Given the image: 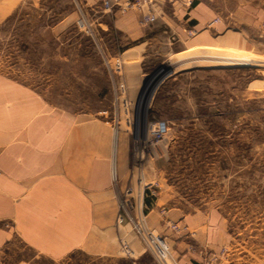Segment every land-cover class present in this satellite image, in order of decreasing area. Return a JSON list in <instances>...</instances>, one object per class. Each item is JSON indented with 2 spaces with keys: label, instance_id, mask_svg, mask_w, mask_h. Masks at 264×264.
I'll return each mask as SVG.
<instances>
[{
  "label": "rangeland",
  "instance_id": "obj_1",
  "mask_svg": "<svg viewBox=\"0 0 264 264\" xmlns=\"http://www.w3.org/2000/svg\"><path fill=\"white\" fill-rule=\"evenodd\" d=\"M200 1L215 12V21L228 20V31L242 38L237 45L180 54L163 50L160 40L153 42L144 66L148 74L138 76L142 87L160 67L173 74L148 103L150 86L140 100L142 87L130 82L126 95H116L117 60L126 82L125 70L139 59L120 57L122 35L108 19L104 22L109 26L101 25V14L85 13L89 28H80L75 0H27L15 8L0 2V74L31 87L51 106L109 123L114 156L118 141L125 138L130 169L136 156H151L141 168L145 183L153 184L146 200H160L166 211L204 212L220 239L217 252L227 251L226 264H264V0ZM159 120L169 127L164 147L150 150L144 141L140 152L134 142L136 123L145 122L146 134L148 123ZM123 226L134 233L129 224ZM209 228L203 230L208 233ZM184 233L196 234L188 228L177 235ZM206 244L202 249L214 251ZM151 261L145 258L146 264ZM0 264L129 262L83 252L52 260L16 242L0 250Z\"/></svg>",
  "mask_w": 264,
  "mask_h": 264
},
{
  "label": "crops",
  "instance_id": "obj_2",
  "mask_svg": "<svg viewBox=\"0 0 264 264\" xmlns=\"http://www.w3.org/2000/svg\"><path fill=\"white\" fill-rule=\"evenodd\" d=\"M24 1L0 0L7 6L14 3V8ZM75 1L79 12L99 13L101 25L109 26L104 22L108 19L121 33L125 48L120 57L139 59L125 70L124 78L136 89L142 87L138 76L148 74L144 66L155 41H162L168 53L180 54L237 45L242 38L228 31V20L215 21V12L200 0L191 10L180 3L166 9L165 0H156L157 21L148 26L140 23L139 12L104 13L102 0ZM114 137L109 123L51 106L31 87L0 74V250L23 242L52 260L83 252L129 264H146L150 256L151 264H158L134 233L117 225L118 198L131 182V169L126 139L118 141L114 156ZM114 164L117 183L112 178ZM146 202L149 227L167 235L180 264H201L197 250L206 242L218 251L220 239L204 212L162 213L160 200ZM168 220L196 234L175 235L167 230ZM122 240L135 252L134 259L120 255Z\"/></svg>",
  "mask_w": 264,
  "mask_h": 264
},
{
  "label": "built area",
  "instance_id": "obj_3",
  "mask_svg": "<svg viewBox=\"0 0 264 264\" xmlns=\"http://www.w3.org/2000/svg\"><path fill=\"white\" fill-rule=\"evenodd\" d=\"M156 0H102V10L104 13H113L115 9H118L122 13H127L131 10H135L141 13L140 23L143 26H148L157 21V15L155 13L154 2ZM176 3H180L183 6L190 8L194 5L195 0H165V5L172 6ZM81 19L78 22L80 28L87 30L89 28L88 23L85 20V12L80 11ZM264 30V27H263ZM122 62L117 60L115 64V72L119 75V82L114 83V90L116 95L127 94V84L123 81L122 75ZM121 81V82H120ZM114 82V79H113ZM118 131H116L117 135ZM169 134L168 123L165 120H159L157 122H150L146 128V134L143 136L144 140L138 139V135L135 138V144L139 151L143 153L144 141L148 142L151 146L150 150L155 151V147H164L165 140ZM160 147V148H161ZM151 154V153H150ZM151 156H136V163L131 167V182L126 188L119 194V212L117 214V225L123 226L129 224L134 234L138 237L139 241L143 244L144 248L149 251L158 264H179L178 260L174 257L172 248L168 242V239L157 233L154 229H151L148 225V214L146 210V191L150 190L153 184L145 183L142 177L143 172L141 168L148 161ZM112 178L115 183L118 182V173L116 164L113 165ZM162 213H166L163 209ZM167 230L180 233L186 231V226L181 227L177 223H173L170 220L166 224ZM195 251L196 249L193 248ZM121 252L123 256L129 259L135 258V252L131 249L128 242L121 241ZM197 253L201 257V264H226L228 263V256L226 249L217 251H208L207 249L197 250Z\"/></svg>",
  "mask_w": 264,
  "mask_h": 264
},
{
  "label": "water",
  "instance_id": "obj_4",
  "mask_svg": "<svg viewBox=\"0 0 264 264\" xmlns=\"http://www.w3.org/2000/svg\"><path fill=\"white\" fill-rule=\"evenodd\" d=\"M173 74L172 69H164V67L158 68L149 78L146 79L142 90L140 92L139 100L142 98V95L147 91L150 86V90L148 92L147 103L150 98L155 94L156 90L163 83L165 79L170 77Z\"/></svg>",
  "mask_w": 264,
  "mask_h": 264
},
{
  "label": "bare ground",
  "instance_id": "obj_5",
  "mask_svg": "<svg viewBox=\"0 0 264 264\" xmlns=\"http://www.w3.org/2000/svg\"><path fill=\"white\" fill-rule=\"evenodd\" d=\"M150 90V88H149ZM149 92V91H148ZM148 92L146 93L145 97H146V100L145 102L147 103V98H148ZM151 99V98H150ZM149 102V101H148ZM144 123H136V135H138V139L140 138L141 140H144V135H145V131L143 129V126H144Z\"/></svg>",
  "mask_w": 264,
  "mask_h": 264
}]
</instances>
